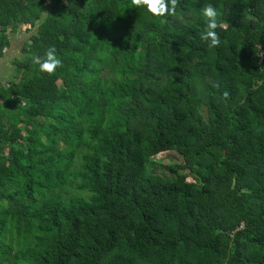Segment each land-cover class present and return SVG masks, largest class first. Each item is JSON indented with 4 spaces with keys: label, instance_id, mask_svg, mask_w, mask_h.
<instances>
[{
    "label": "trees",
    "instance_id": "obj_1",
    "mask_svg": "<svg viewBox=\"0 0 264 264\" xmlns=\"http://www.w3.org/2000/svg\"><path fill=\"white\" fill-rule=\"evenodd\" d=\"M22 30L0 83V264H264V0L163 17L0 0V59ZM50 46L62 63L40 73Z\"/></svg>",
    "mask_w": 264,
    "mask_h": 264
},
{
    "label": "clouds",
    "instance_id": "obj_2",
    "mask_svg": "<svg viewBox=\"0 0 264 264\" xmlns=\"http://www.w3.org/2000/svg\"><path fill=\"white\" fill-rule=\"evenodd\" d=\"M132 2L136 7L143 8L154 17L172 14L177 4V0H132ZM200 15L204 20V31L198 34L199 39L208 48L218 47L221 41L217 31L220 28L217 9L211 4H206L200 9ZM33 63L38 66L40 73L54 74L62 60L58 56L57 48L50 46L42 56H34Z\"/></svg>",
    "mask_w": 264,
    "mask_h": 264
},
{
    "label": "rangeland",
    "instance_id": "obj_3",
    "mask_svg": "<svg viewBox=\"0 0 264 264\" xmlns=\"http://www.w3.org/2000/svg\"><path fill=\"white\" fill-rule=\"evenodd\" d=\"M28 35L29 33H26L24 30H22L21 33L16 36L20 39L19 46L15 47V50H12L11 52L7 51L5 53V57L0 60V83L4 85L8 84V80L13 76V73L15 72L13 62L15 58L22 57L21 48ZM11 39H14L13 35L11 36ZM180 160L181 157L176 152L168 151L159 154L156 156V165H158L157 172H164V169L162 168L169 167L173 163H179ZM189 179H192V177L189 176Z\"/></svg>",
    "mask_w": 264,
    "mask_h": 264
},
{
    "label": "crops",
    "instance_id": "obj_4",
    "mask_svg": "<svg viewBox=\"0 0 264 264\" xmlns=\"http://www.w3.org/2000/svg\"><path fill=\"white\" fill-rule=\"evenodd\" d=\"M19 33H21V32L19 31L18 34H19ZM18 34H17V33H16V34H12L13 37H14V39H11V36H12V35L10 36L11 45L9 46V48H7V50L5 51V53H6L7 51L11 52L12 50H15V47L19 46V41H20V39L16 37ZM21 49H22V48H21ZM3 58H4V57H3ZM3 58H1V59H3ZM1 59H0V60H1Z\"/></svg>",
    "mask_w": 264,
    "mask_h": 264
},
{
    "label": "built area",
    "instance_id": "obj_5",
    "mask_svg": "<svg viewBox=\"0 0 264 264\" xmlns=\"http://www.w3.org/2000/svg\"><path fill=\"white\" fill-rule=\"evenodd\" d=\"M263 53H260V55L262 56Z\"/></svg>",
    "mask_w": 264,
    "mask_h": 264
}]
</instances>
